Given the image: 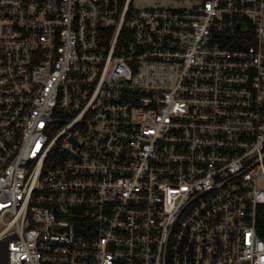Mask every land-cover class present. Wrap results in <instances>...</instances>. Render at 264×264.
I'll list each match as a JSON object with an SVG mask.
<instances>
[{
  "label": "built area",
  "instance_id": "built-area-1",
  "mask_svg": "<svg viewBox=\"0 0 264 264\" xmlns=\"http://www.w3.org/2000/svg\"><path fill=\"white\" fill-rule=\"evenodd\" d=\"M263 215L264 0H0L9 264H264Z\"/></svg>",
  "mask_w": 264,
  "mask_h": 264
},
{
  "label": "trees",
  "instance_id": "trees-1",
  "mask_svg": "<svg viewBox=\"0 0 264 264\" xmlns=\"http://www.w3.org/2000/svg\"><path fill=\"white\" fill-rule=\"evenodd\" d=\"M242 37L241 33H236V34H228L225 39H221V44L222 45H227V46H232V47H240V46H245L243 43L233 42L231 40H239V38ZM227 40H230L228 42ZM261 226L263 227V232H264V215L261 218ZM11 237H5L0 240V264H9L8 263V241L10 240Z\"/></svg>",
  "mask_w": 264,
  "mask_h": 264
},
{
  "label": "water",
  "instance_id": "water-1",
  "mask_svg": "<svg viewBox=\"0 0 264 264\" xmlns=\"http://www.w3.org/2000/svg\"><path fill=\"white\" fill-rule=\"evenodd\" d=\"M238 26H240V27H244L245 24H244L243 22H239V23H238Z\"/></svg>",
  "mask_w": 264,
  "mask_h": 264
}]
</instances>
